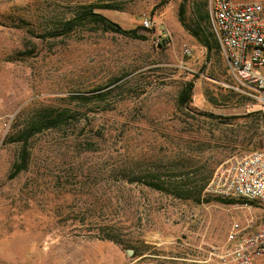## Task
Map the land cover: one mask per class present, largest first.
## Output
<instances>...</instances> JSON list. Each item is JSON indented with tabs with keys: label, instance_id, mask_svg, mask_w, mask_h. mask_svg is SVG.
Wrapping results in <instances>:
<instances>
[{
	"label": "rangeland",
	"instance_id": "1",
	"mask_svg": "<svg viewBox=\"0 0 264 264\" xmlns=\"http://www.w3.org/2000/svg\"><path fill=\"white\" fill-rule=\"evenodd\" d=\"M180 5L191 29L196 7L208 10V0H0V110L16 112L0 148V264H222L231 225L252 213L206 187L222 162L264 149V108L223 86L219 47L182 26ZM89 7L146 38L84 19L64 30Z\"/></svg>",
	"mask_w": 264,
	"mask_h": 264
},
{
	"label": "built area",
	"instance_id": "2",
	"mask_svg": "<svg viewBox=\"0 0 264 264\" xmlns=\"http://www.w3.org/2000/svg\"><path fill=\"white\" fill-rule=\"evenodd\" d=\"M208 22L224 58L228 80L223 83L264 108V7L259 1L208 0ZM150 21L144 19L143 26ZM184 52L189 53L185 47ZM16 112L0 110V148L8 138ZM206 190L239 199L252 214L234 222L222 264H264V149L252 150L219 164ZM257 211L258 216L253 212Z\"/></svg>",
	"mask_w": 264,
	"mask_h": 264
},
{
	"label": "trees",
	"instance_id": "3",
	"mask_svg": "<svg viewBox=\"0 0 264 264\" xmlns=\"http://www.w3.org/2000/svg\"><path fill=\"white\" fill-rule=\"evenodd\" d=\"M108 6L110 5H103L102 7H108ZM108 8H111V7H108ZM184 13H185V7L184 5H180L179 21L182 24V26L186 30H188L190 34L197 40V42L208 50H211L213 48V45H215L216 48H218V44H217V41L214 37L212 30L208 32L205 31L203 27L204 25L201 24V20L204 19V21L207 24L206 26L210 27V24L208 22L207 11L204 10V12H202L198 6L196 7L197 15H196V21H195V26H196L195 29H191L189 25L186 23ZM80 19H84L89 22L101 24L102 27L105 29H109L117 33H122L128 36H131L133 38H137V39L146 38L145 35L138 33L136 29H124L117 22L110 20L109 18H107L106 16H104L103 14L99 12L93 11L91 7L86 9L81 15H78L77 17L67 20L64 23V27H65L64 30H70L74 25H76V21ZM54 34L56 33L51 32V35H54ZM218 51H219V48H218ZM193 89H194V79H189L183 82V84L181 85V89L178 93V97H177V104L179 106L185 107V108L189 107V104L192 99ZM61 115L62 114L60 113L54 117H50V119H45L43 122L37 121L35 123H32L30 127H28V129H26L25 131L27 132V135L25 136V138L33 135L36 132H39L42 129L56 127L58 125L59 116ZM25 165H26L25 151H22L19 161L17 163H14L13 171L10 176L11 177L16 176L21 170L25 168ZM145 184L154 190H166L164 185L160 183L159 181H154V180L146 181ZM217 200H219L220 202L226 203V204H234V203L241 202L239 199H227V198H222V197L220 198L218 197ZM104 238L117 242L116 238L111 235H105Z\"/></svg>",
	"mask_w": 264,
	"mask_h": 264
},
{
	"label": "water",
	"instance_id": "4",
	"mask_svg": "<svg viewBox=\"0 0 264 264\" xmlns=\"http://www.w3.org/2000/svg\"><path fill=\"white\" fill-rule=\"evenodd\" d=\"M127 253H128L129 255H131V254L133 253V250L128 249V250H127Z\"/></svg>",
	"mask_w": 264,
	"mask_h": 264
},
{
	"label": "crops",
	"instance_id": "5",
	"mask_svg": "<svg viewBox=\"0 0 264 264\" xmlns=\"http://www.w3.org/2000/svg\"><path fill=\"white\" fill-rule=\"evenodd\" d=\"M234 1L238 2V0H234Z\"/></svg>",
	"mask_w": 264,
	"mask_h": 264
}]
</instances>
